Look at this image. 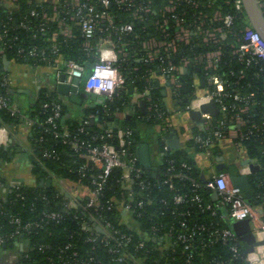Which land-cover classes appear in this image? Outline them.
Here are the masks:
<instances>
[{
    "label": "trees",
    "instance_id": "obj_1",
    "mask_svg": "<svg viewBox=\"0 0 264 264\" xmlns=\"http://www.w3.org/2000/svg\"><path fill=\"white\" fill-rule=\"evenodd\" d=\"M222 12H233L231 3H224L220 0ZM40 9V5L27 3L19 0L16 9H9L0 2V33L4 28H8V35L3 40L4 44L0 50V77L6 74L1 69L3 57L16 61L36 64L32 60H24L15 51L17 46L36 45L48 49L50 42L45 38L52 37L55 26H51L45 32H38L34 37H29L27 31L18 27L19 22L27 14L31 7ZM112 14L129 19L133 23L134 33H123L115 35L116 43L126 42L125 50L127 55L118 54V61L115 65L122 75L123 81L116 88L111 99H100L89 108L84 116L77 121L62 122L66 108L63 101L57 96H41L39 101L33 105L27 113L31 117H37L40 121L44 120L49 109L43 108L45 102H58L61 104V116L57 120V130L67 129L81 140L90 144H100L108 141L117 144V130H132V143L128 153L134 152L135 140L139 137L140 124L148 123L160 126L167 120L166 107L162 102V95L158 87L155 86L150 78V70L156 71V64H143L139 52L132 55L140 47V42L157 31L148 23H139L128 18L124 10L112 7ZM191 13V11L189 12ZM245 16L237 13L234 20L233 33L227 32L219 35V42H204L196 35H192L189 44L180 42L174 62L182 56L193 58L196 54L205 53L215 49L220 50L221 54L215 68L205 70L203 64L187 66V77L193 72L200 73L203 77L207 72L214 73L225 80L226 102L229 106L233 103L232 94L252 93L250 101V111L246 118V124L242 127L245 131L251 123H256L260 128L255 134L242 140L248 158L258 160L263 167L258 168L249 175L252 202L260 203L264 199V64L256 63L248 66L240 62L232 53L233 46L237 42V34L245 26ZM4 26V27H3ZM73 37L63 39L57 35L55 41H59L60 54L63 59H72L83 63L86 67L85 75L91 70V65L96 60L95 45L99 38L95 37L91 44V49L84 47V38L81 36L78 25L73 22ZM16 35V39L12 37ZM243 69V76L239 77L238 72ZM139 79L137 83L138 91L149 90V100H146L147 109L145 113L136 110L130 118L123 117L117 127H109L110 117L115 112H120L128 107L125 98V89L129 81ZM205 80V79H204ZM212 90L205 80V89ZM7 95V89L2 88ZM177 104L181 109L188 104L183 97L177 98ZM157 105L163 111V118H157L154 114V107ZM90 115H93L92 117ZM225 117L220 113L215 117L219 120ZM93 121L90 123V121ZM22 120L10 116L6 111H0V125L18 123ZM84 128V131L80 130ZM33 141L32 172L36 180L51 175L58 179L57 182L84 186L88 190L94 187L92 180L98 170L93 168L91 163L72 149L60 137L54 136L44 126H30ZM101 134L106 135L104 139L99 138ZM162 131L158 132V140L162 137ZM163 149V145L159 146ZM196 150L202 147L194 142ZM87 163V167H83ZM137 166H140L136 162ZM170 167L172 170L166 171ZM182 173L188 177L198 179V172L192 157L184 150H169L163 154L162 163L155 175L146 172L138 177H133L130 181V188L121 185V171L114 168L110 177L107 179L100 194V203L97 208L91 207L89 210L78 208L67 209L63 204L66 200V193L61 191L57 184L49 187L39 185L19 184L10 188L5 198H0V206L4 213H0V222L4 226V231L9 233L13 226L9 223L10 215L19 216L25 222H37L38 226H32L24 231L21 236L9 238L1 248L14 246L19 242H26L27 248L19 253L16 264H70L69 261L77 264H113L112 253L109 251L112 242L106 244L103 240L104 234L98 229L97 219L107 220L118 228L121 232L130 235V242L127 246L128 251L141 264H165L172 261L173 264H249L243 253L245 243H236L235 240L226 242H211L210 233L215 228H231L227 223H217L216 216L211 210L205 208L206 198L209 197L210 190L205 187L194 188L187 177L176 176ZM132 193L129 200L128 194ZM78 201L85 203L87 196L77 194ZM181 196L182 201L175 202V196ZM198 195L201 200H196ZM141 201L142 205L137 203ZM121 203L130 204L134 209L129 217L123 215ZM56 211L60 215L57 219H50L44 216L45 212ZM90 213V214H89ZM91 216L93 218H91ZM123 217L129 218V224L124 223ZM184 222L188 229L181 228ZM86 222L89 230H83L81 223ZM191 234L189 240L182 242L177 238L179 233ZM192 232V233H191ZM143 246L139 247V243ZM235 245L236 251L231 246ZM77 254L74 255L72 252Z\"/></svg>",
    "mask_w": 264,
    "mask_h": 264
},
{
    "label": "built area",
    "instance_id": "obj_2",
    "mask_svg": "<svg viewBox=\"0 0 264 264\" xmlns=\"http://www.w3.org/2000/svg\"><path fill=\"white\" fill-rule=\"evenodd\" d=\"M9 1L13 6L12 10L18 8L19 0ZM223 2L231 3L233 12L224 14L220 0H56L53 3L46 1L30 2V4L40 5V9L34 6L31 7L19 22L18 27L27 31L29 37H34L38 32H45L52 25L55 26V32L52 37L45 38L47 42H50L48 49L28 44L17 46L15 51L24 60H32L36 64L50 65L58 57H62L59 41H55L57 35L62 36L64 40L73 37V22L75 21L81 36L84 38L86 49L92 48L91 41L95 37L100 40L95 45L96 60L91 65V70L87 75H85L86 67L83 63L72 59H63L65 79L72 81L74 77L84 78L83 87L86 92L94 93L101 99H111L117 86L123 81L122 75L115 65L118 61V54L127 55L125 50L127 43L123 41L116 43L114 36L123 33H134L133 23L129 19L124 20L122 17L112 14L110 9L115 7L124 10L128 18L132 20L143 24L149 22L157 31L153 34L148 33V36L141 40L140 47L132 55H137L139 52L141 57L137 60H141L143 64L147 65L155 63V68L168 76L175 95L179 97L180 76L183 74L184 69H187L189 64H203L205 70L213 69L221 54L220 50L215 49L196 54L193 58L182 56L174 62V54L179 43H191L192 35H196L204 42L213 43L219 42L220 34L224 35L230 32L236 35L233 31V25L237 13L244 15L242 0H223ZM257 3L264 14V0H257ZM190 11L191 13H189ZM244 18L245 21H248L246 16ZM7 31L8 28H4L0 33V50L4 44L3 40L8 35ZM16 38V35L12 37V39ZM232 46V53L244 65L264 64V39L250 24L246 23L239 31L237 42ZM103 51H110L115 55L114 57H102L101 53ZM98 70L99 72L111 73V75L98 74ZM153 71H149L151 75ZM238 75L239 77L243 76V69L239 70ZM203 78L213 89L208 90L206 88L204 93L195 95L194 105L187 104L183 110L188 112L191 108H197L200 104L212 100L218 106L219 114L223 113L225 117L219 120L214 119L212 123L199 130L195 134L194 142L198 143L202 149H206L216 141L226 138L231 131H234L237 144L243 146L242 140L249 138L260 129L256 123H251L245 131L242 130L248 120L246 116L250 111V101L253 94L244 95L234 92L232 94L233 103L229 106L225 100L227 96L224 92L225 80L211 72H207ZM149 79H151V76L150 78L146 77V80L149 81ZM109 83H111V87H97L98 84L107 85ZM9 84V77L7 74H3L0 77V111L4 110L10 116L21 119L28 126H44L45 130L68 143L72 149L78 151L80 156L91 163L93 168L98 170L92 180L94 187L88 190L86 195L87 201L82 203L78 201L77 197L66 195L63 205L67 209L89 210L91 207L97 208L100 203L101 190L114 168L121 171L120 182L124 188H130L131 179L142 173V168L136 164L137 160L134 152L128 153L132 143V130L119 128L116 135V145L108 141H103L100 144L86 143L67 129L57 130V120L60 118L62 111L60 103H43L42 107L49 109V114L44 120L40 121L37 117L29 116L2 91V88L7 89ZM144 95L145 100L150 99L148 89L144 91ZM150 108V106H147V109ZM154 114L157 118H163L164 116L163 111L157 105L154 107ZM204 115L210 116L208 114ZM166 128L167 124L164 120L163 124L160 125V129L165 131ZM80 130L84 131V128L80 127ZM105 137L107 136L104 134L99 136L101 139ZM256 162L258 168L263 167L258 160ZM83 167H87V163ZM170 170H172L170 167L166 169V171ZM239 172L249 175L252 173L248 163L242 164ZM176 176L189 178L194 188L205 187L217 192L220 201L228 206V213L233 221L248 219L250 231L255 240L261 241L264 238V199L260 203L256 202V204L253 202L248 203L243 193L232 185L229 173L218 172L204 184L182 173H177ZM127 198L132 199L131 192ZM195 199L201 200L198 195L195 196ZM174 200L180 202L182 197L175 196ZM120 205L122 206V212L128 213L129 216L133 214L134 209L130 204L121 203ZM137 205L141 206V201ZM215 207L217 206L210 203L205 205V208L211 210L213 214L217 212ZM0 213H4L1 206ZM240 213H243V215H240ZM44 216L57 219L60 215L56 211H50L45 212ZM91 218L93 217L91 216ZM96 219L98 220V229L104 234L103 240L106 244L113 243L109 249L112 253L111 260L113 264H141V261L133 258L128 251L127 246L131 240L130 235L121 232L111 222L102 219V217ZM9 223L12 224L13 229L7 233L0 222V245L4 244L9 238L21 236L24 231L32 226L39 225L37 222L24 223L17 215H10ZM81 228L89 230L90 227L86 222H82ZM181 228L187 231L188 226L182 221ZM190 236L191 234L181 232L177 235V238L182 242H186ZM210 236L211 242L235 240L238 244V237L232 228H215L211 231ZM142 246L143 242H140L139 247ZM231 248L234 251L237 250L235 245H232ZM72 253L77 254L75 251ZM245 259L249 264H264V244L255 246L252 252L246 254ZM69 263L77 264L71 261ZM165 264H173V262L167 261Z\"/></svg>",
    "mask_w": 264,
    "mask_h": 264
},
{
    "label": "crops",
    "instance_id": "obj_3",
    "mask_svg": "<svg viewBox=\"0 0 264 264\" xmlns=\"http://www.w3.org/2000/svg\"><path fill=\"white\" fill-rule=\"evenodd\" d=\"M42 1L53 3L56 0H25L27 3ZM0 2L9 9L13 8L9 0H0ZM1 64V69L10 79L7 95L14 104L26 113H29L41 96L54 95L65 104L66 111L62 117V122L77 121L84 116L85 112L97 100L101 99L99 96L97 100H92L89 97L90 93L86 92L83 87L84 78H82L78 89V94L82 99L81 103L72 102L69 96L57 93V84L61 81L60 77L62 74H64L62 57H58L50 65L31 64L13 59H8V64L6 65L3 64V61ZM183 74L180 76L179 97H183L188 104L194 105V96L205 92V80L197 71L187 77L183 76ZM202 78L203 83H201ZM151 79L161 92L162 102L168 114L167 120H165L167 128L165 131L162 130V133L167 132L169 128H173L178 137L180 147L173 149L166 144H161V140H164L163 136L160 140L157 138L158 132L161 130L160 126L146 122L141 123L139 137L135 141L134 155L144 172L149 175H155L162 163L163 154L169 150L177 149L186 151L192 157L201 184H204L211 176L218 173L217 165L219 164H227L240 170L243 160L249 159L250 163L257 165L256 159L248 158L244 146L237 144L234 131H231L226 138L216 141L210 147L196 150L194 147L195 134L206 125L212 123L215 117L202 115V117L207 119L206 122L202 123L191 120L188 112H185L177 104L178 97L174 93L168 76L156 70L152 72ZM64 81L65 83L71 82L66 79ZM138 81L134 83L132 88H129V84L132 81L127 83L124 96L128 101V107L114 114L119 120L126 116L130 108H132V113L136 110L141 112L139 100L141 98L145 99V95L144 92L138 91ZM144 144L147 145L148 168L142 164L140 158L141 146ZM33 145L30 126L23 121L0 125V198H5L10 188L15 185H39V181L42 178H49L51 180L49 186L57 184L59 189L68 196L87 195L88 189L86 187H78L62 181L57 182L58 179L51 175L36 180V176L32 172ZM160 145H163V149L159 147ZM209 193V197L205 200L207 204L210 203L217 206L215 207L217 209V223L221 224L223 222L231 225L233 220L229 216L228 206L220 201V196L217 192L210 190ZM253 203L256 204V202ZM122 213L129 217L128 213ZM128 217H123V221L126 224H129ZM25 248H27L26 242H19L8 248L0 247V264H16L19 253Z\"/></svg>",
    "mask_w": 264,
    "mask_h": 264
},
{
    "label": "water",
    "instance_id": "obj_4",
    "mask_svg": "<svg viewBox=\"0 0 264 264\" xmlns=\"http://www.w3.org/2000/svg\"><path fill=\"white\" fill-rule=\"evenodd\" d=\"M243 3V12L246 16L248 22L251 27L255 29L259 35L264 39V14L259 7L257 0H242ZM3 64H8V59L6 56L3 57ZM184 72H187V69H184ZM60 82L57 84L56 91L58 94L63 96H69V99L72 102L81 103L82 99L78 94V89L81 84L82 78L74 77L70 83H65V74H62L60 77ZM138 81V79L132 81L129 84V88H132L134 83ZM201 83H203V78L201 79ZM89 97L92 100H97V95L94 93H90ZM141 112L145 113L147 111V103L144 98L139 100ZM132 108L129 109V112L126 114V118H130L132 115ZM208 114L210 116H217L219 114V108L214 101L204 102L200 104L197 108H191L188 111V115L191 120L202 123L206 120V118L202 117V115ZM111 123L109 127H117L120 123L119 118L115 116H111ZM93 121L91 120L90 123ZM154 132V130H153ZM164 140H161V144H166L168 147L176 149L180 147V143L178 141V137L176 136V132L173 128H169L167 132L162 134ZM136 141V140H135ZM147 145L144 144L141 146V162L142 164L148 168L149 160L147 154ZM249 164L250 172H255L258 170V166L256 164L250 163L249 159L243 160L242 164ZM218 172H227L230 175V181L232 185L240 190L243 193L246 201L248 203H252V189L250 183V177L247 173H240L238 169L233 166H228L227 164H219L217 165ZM50 179H40L39 186L40 187H49ZM230 227L234 231V233L238 237V243L244 242L245 248L243 253L247 254L254 250V247L257 245L264 244V238L261 241H256L254 235L250 231V225L248 219L235 220L231 222Z\"/></svg>",
    "mask_w": 264,
    "mask_h": 264
},
{
    "label": "clouds",
    "instance_id": "obj_5",
    "mask_svg": "<svg viewBox=\"0 0 264 264\" xmlns=\"http://www.w3.org/2000/svg\"><path fill=\"white\" fill-rule=\"evenodd\" d=\"M101 55H102V57H108V56H112V57H114L115 54L112 53V52H110V51H103V52L101 53ZM98 74L111 75V73L99 72V70H98ZM105 86H107V87H111V83H109V84H107V85H105V84H98V85H97V87H105ZM240 215H243V213H240Z\"/></svg>",
    "mask_w": 264,
    "mask_h": 264
},
{
    "label": "rangeland",
    "instance_id": "obj_6",
    "mask_svg": "<svg viewBox=\"0 0 264 264\" xmlns=\"http://www.w3.org/2000/svg\"><path fill=\"white\" fill-rule=\"evenodd\" d=\"M247 24H250L248 21H246ZM24 102V101H23ZM23 104V103H22ZM24 105V104H23Z\"/></svg>",
    "mask_w": 264,
    "mask_h": 264
}]
</instances>
